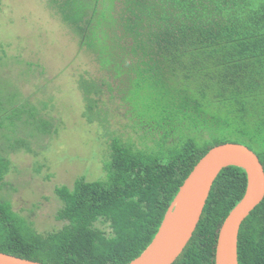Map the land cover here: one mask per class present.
Instances as JSON below:
<instances>
[{"label":"trees","instance_id":"trees-1","mask_svg":"<svg viewBox=\"0 0 264 264\" xmlns=\"http://www.w3.org/2000/svg\"><path fill=\"white\" fill-rule=\"evenodd\" d=\"M49 3L51 15L95 55L98 74L78 86L83 118L102 130L104 175L57 187L61 224L47 232L0 197V252L44 264H128L151 244L180 187L212 148L245 145L264 166V0ZM68 59V68L80 65L77 56ZM10 98H0V126L13 127L28 113L38 137L57 133L49 100L43 103L49 116H40L19 94ZM120 114L125 130L115 134L106 124ZM26 144L18 141L30 151ZM11 170L0 154V190ZM246 188L243 169L220 173L174 264H215L221 227ZM238 258L264 264V200L242 225Z\"/></svg>","mask_w":264,"mask_h":264},{"label":"rangeland","instance_id":"rangeland-1","mask_svg":"<svg viewBox=\"0 0 264 264\" xmlns=\"http://www.w3.org/2000/svg\"><path fill=\"white\" fill-rule=\"evenodd\" d=\"M2 4L0 98L6 102L19 94L29 107L37 108L40 116L50 113L43 110L44 101L49 100L55 112L54 124L58 125V119L59 127L51 137H38L28 113H23L13 127L0 126V154L12 161L0 197L10 201L14 210L34 222L41 232H47L61 224L55 221L62 206L55 189L63 185L72 188L81 176L92 181L104 175L103 150L107 148L97 145L102 130L97 122L90 125L83 118L86 102L78 86L80 78L92 80L98 74L96 59L80 47V36L74 28L51 15L49 0H2ZM70 55L80 59L74 70L68 68ZM4 107L13 110L10 105ZM120 116L109 117L106 124L115 134L125 130L121 124L126 121ZM19 140L25 141L30 151L19 146Z\"/></svg>","mask_w":264,"mask_h":264},{"label":"water","instance_id":"water-1","mask_svg":"<svg viewBox=\"0 0 264 264\" xmlns=\"http://www.w3.org/2000/svg\"><path fill=\"white\" fill-rule=\"evenodd\" d=\"M228 167L245 171L247 188L221 227L215 264H239L240 230L264 200V166L255 152L238 143L218 145L198 162L169 206L151 244L128 264H174L196 231L216 179ZM0 264L44 263L0 252Z\"/></svg>","mask_w":264,"mask_h":264}]
</instances>
